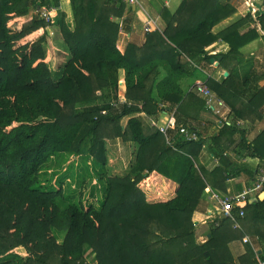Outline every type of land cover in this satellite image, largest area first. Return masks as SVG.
<instances>
[{"label": "trees", "instance_id": "obj_1", "mask_svg": "<svg viewBox=\"0 0 264 264\" xmlns=\"http://www.w3.org/2000/svg\"><path fill=\"white\" fill-rule=\"evenodd\" d=\"M230 1L182 0L176 12L162 11V26L147 33L142 46L130 43L121 52L120 28L127 30L129 23L123 17L132 12L123 0H70L72 24L62 11L52 13L49 23L43 18L42 10L59 8V0H0V264H238L231 245L246 236L253 247L245 245L239 264L255 263L257 244L264 259L260 194L244 209L239 228L217 215L208 222L209 240L199 244L196 239L194 214L205 213L206 189L220 184L217 178L227 168L224 151L218 149L226 136L240 133L246 158L264 161V131L249 142L246 130L223 122L218 134L207 137L181 117L188 98L206 110L204 101L184 91L180 82L213 60L229 75L206 83L230 106L234 121L264 115V85H259L264 64L250 77L234 74L246 61L244 51L255 42L264 44V10L214 34L215 26L237 12ZM52 26L68 49L66 63L55 69L47 55ZM218 42L228 50L207 54ZM122 71L125 103L118 96ZM172 111L177 127L196 131L198 142L169 146L151 126L150 120L160 121V115ZM112 138L136 147L123 176L109 174L106 141ZM207 140L222 160L212 175L197 164ZM82 153L84 183L90 179L91 189H101L100 197L93 190L84 200L82 186L77 198L65 192L63 183L76 178L74 165L59 169L58 188L40 184L49 164ZM153 172L176 183L173 198L147 200L141 185ZM89 252L95 257L91 263L85 260Z\"/></svg>", "mask_w": 264, "mask_h": 264}, {"label": "crops", "instance_id": "obj_2", "mask_svg": "<svg viewBox=\"0 0 264 264\" xmlns=\"http://www.w3.org/2000/svg\"><path fill=\"white\" fill-rule=\"evenodd\" d=\"M60 1V11L64 12L67 17V21L72 24L73 15L70 0H59ZM138 6H131L132 12H126L123 19H128L129 23H127V30L119 36L118 40V48L121 52L126 50V47L130 43L138 44L142 46L147 39V33L144 30L145 23L148 21L146 19L147 10H152L155 20L154 22L159 26H162V11L164 9H168L172 13L176 12L179 8L182 0H138ZM230 4L234 6L237 12L229 17L228 19L222 21L220 24L214 27L213 33L218 34L234 23L240 21L248 14H252L253 5L256 10H264V0H231ZM157 8L159 11H157ZM257 11V12H258ZM146 14V15H145ZM253 15V14H252ZM256 15V14H255ZM253 15V16H255ZM153 29L152 31H154ZM246 31L247 28L244 27L242 29ZM47 31L51 33L53 37L51 42L55 44L61 41L58 37L59 29L56 26L48 27ZM151 31V32H152ZM62 42V41H61ZM56 46V45H55ZM57 51L58 48L56 47ZM228 50V46L225 43L218 42L209 46L206 49L207 54L210 55H219ZM244 54L246 55V61L244 64L238 66L234 71L236 77L243 79L245 77H250L251 73L254 69H259L264 64V44L263 42H255L253 45L248 47ZM58 57L55 55L56 59ZM60 60V59H59ZM193 66L197 67V64L191 62ZM198 69L193 73L191 77L184 78L180 84L183 86H187L188 89L186 92L192 91L191 87L195 86L197 82L206 83L207 79L212 78L215 81H223L224 77L229 75L228 69L219 65V62H212V64L206 66L205 68L197 67ZM207 84V83H206ZM181 85V86H182ZM189 85H191L189 87ZM260 86L264 85V79L259 82ZM119 86L121 87L120 95H125L126 93V85H125V72H121ZM182 86V87H183ZM193 92V91H192ZM196 95V94H195ZM201 101H204L203 98L196 95ZM197 99L188 98L186 102V108L181 117L184 120L192 121L197 127L202 128L204 135L207 137L218 134L220 132V128L223 124V119L215 117L213 114L205 110V108L198 110V107H194L196 105ZM228 109L230 110V119L235 120L232 114V110L228 105ZM263 109V107H262ZM261 110V109H260ZM257 112V111H256ZM179 114V113H178ZM259 114V113H258ZM262 114V113H261ZM263 115V114H262ZM146 121V124L149 122L148 117L145 114L139 115ZM161 119L163 118V114L160 115ZM260 117H256V114H248L245 116V119H238L237 121L243 122V126L239 129L246 130V138L249 142H252L259 134L264 131V115ZM160 119V120H161ZM236 122V121H234ZM148 125V124H147ZM226 136V142H224L222 148H218L223 152L224 158L227 159V165L225 173L221 172L217 179H220V184H216V182L206 189L205 193V203L208 204V207L204 212L199 211L194 214V222L197 227V237L201 241V244L206 243L209 238V226L208 222L213 217L218 215V207L217 202L213 199L215 196H219L220 198L225 197H233L242 191H244L247 187H250L254 181L257 179V172L260 168L264 167V161L258 159H247L246 152L243 149L244 145L240 143L241 134L237 133L235 135ZM209 139V138H208ZM229 139L234 141V144H229ZM210 142L207 140L206 144L200 151L197 164L202 167L208 174H213V172L222 167V160L220 155H215L214 151L210 147ZM106 148L108 153V170L109 174L122 176L125 175L134 160V154L136 151L135 145L131 141H126L121 138H112L106 141ZM215 150H217L215 148ZM226 154V156H224ZM85 154H81V156H76L78 161H81V157ZM223 169V168H222ZM211 174V175H212ZM96 185L98 184L96 180L93 181ZM92 183V184H94ZM144 187L142 188L145 193L147 200L149 202H159V201H167L175 196L177 191L176 183L167 180L165 177L160 175L157 172H153L149 175L148 179L142 183ZM154 189L157 190V193L154 192ZM261 194V193H260ZM255 196H251L250 201H253ZM211 203V204H210ZM211 216V218H209ZM249 237V236H246ZM253 243V242H252ZM257 244V242H255ZM247 245L242 241L234 242L232 246V252L236 262L239 264L238 258L242 257L246 253V249L244 246ZM258 254L260 253V249L257 244Z\"/></svg>", "mask_w": 264, "mask_h": 264}, {"label": "built area", "instance_id": "obj_3", "mask_svg": "<svg viewBox=\"0 0 264 264\" xmlns=\"http://www.w3.org/2000/svg\"><path fill=\"white\" fill-rule=\"evenodd\" d=\"M118 1V0H115ZM130 6H138V0H123ZM60 11V8L50 7L44 8L42 10V16L46 22H51L52 13ZM156 28V23L154 21H147L145 23L144 30L146 33L151 32ZM124 31L122 27L120 28V33L122 34ZM196 95L203 98L206 110L213 114L215 117L223 119L224 123H227L228 126H235L237 128H241L243 126V122L236 121L230 119V110L228 109L227 103L217 96V94L210 89V87L203 82H197L192 90ZM120 103L126 102V96L120 95L119 97ZM117 104H113L116 106ZM161 108H165V105H160ZM176 111H172L169 113H163V118L160 121L150 120L151 126L156 128L166 139V142L169 146H175L178 142H198L200 140V136L194 130H190L184 126L177 127L175 123ZM176 135V136H175ZM175 136V137H174ZM226 156V154L224 155ZM143 188L144 185L142 184ZM264 190V167L260 168L257 172V179L254 183L247 187L241 193L233 196V197H225L220 198L219 196H215L217 199V207H218V215L224 218L231 219L235 225V228H239L240 224L238 223L239 218H243L245 216V211L242 207L243 204H249L251 201V196H255L257 194L262 193ZM237 210L238 215H233V211ZM211 218V216H209ZM215 218V217H213ZM243 242L245 244H249L253 247L252 240L249 237H244ZM256 253L255 263L254 264H264V259L258 254V251L254 249Z\"/></svg>", "mask_w": 264, "mask_h": 264}, {"label": "rangeland", "instance_id": "obj_4", "mask_svg": "<svg viewBox=\"0 0 264 264\" xmlns=\"http://www.w3.org/2000/svg\"><path fill=\"white\" fill-rule=\"evenodd\" d=\"M157 11H159L158 8H157ZM170 13H172V12L170 11ZM146 14H147L146 19L148 21H155L153 19L156 16H154L152 10H147V13ZM161 18H162V16H161ZM158 27H161V26H159L157 24L156 28L158 29ZM52 35H51V33H49V45H48L47 55H48V62L50 63V66L53 69H55L58 66H61L64 63H66V61L68 59V49H67V47L65 45H63V43L61 41L59 42L60 44H58V43L55 44L54 42H51V40H53V37L56 39V37L55 36H52ZM56 47L58 48V50H60V52L57 51ZM55 55L57 57H58V55H60L59 56V59L60 60L58 58L56 59ZM190 86L191 85H189V87ZM183 89H184V91H187L188 87L187 86H183ZM191 89L193 90V86L191 87ZM120 90H121V87L119 86V93H118V96L119 97H120ZM160 105H162V104H160ZM106 110L107 109H105L103 111H106ZM127 122H128V119H124L123 122H122V125L126 126ZM88 147H89V143L88 144H85L84 150L87 151ZM77 159L78 158L76 156H71L70 158L67 159V161H63L65 163L61 162L62 160H57V162L54 161L52 164H49V167H48L49 170L47 171L48 173L46 175L44 174L42 176V179H41V183L40 184H42V186H44V188L45 187L46 188H49V189H51V188H58L60 186L59 184H61L60 181H59V178L60 177L58 178V175L60 176V174H61V170L66 171L68 169V166L69 165H74L75 168L78 169L77 172L75 173L76 178L73 179V177H70L69 176V178H70L69 179L67 177L68 178L67 179V183L66 184L63 183V186H66V191L65 192L66 193L73 192V195L77 198L78 196H76V195L79 194L80 186H82V188H85L84 200H85V198L89 197V195L93 192V190L96 191V193L98 194V196L101 195V189L99 187L97 188V190L96 189H91L92 188V185H91V188H90V184H89L90 179L87 181V184L84 183V180L86 179V174L84 173L83 169L80 168V162ZM61 165H62V167H61ZM60 168H62V169L59 170ZM70 169L72 170V168H70ZM69 173H70V171H69ZM84 175H85V179L83 178ZM91 182H92V180H91ZM94 185H96V184L94 183ZM75 188H77V189H75ZM154 192L157 193V190L154 189ZM213 199L217 202V199L216 198H213ZM62 206H63V204H62ZM197 227L198 226H196V228ZM196 239H197V243L201 244V241L197 237V234H196ZM244 248H245V246H244ZM231 249H232V246H231ZM18 252L22 256H25V250L24 249H18ZM93 258H95L94 257V254L92 252H89L86 255V257H85V260H86V262L91 263V261L93 260ZM93 264H96V261L93 262Z\"/></svg>", "mask_w": 264, "mask_h": 264}, {"label": "water", "instance_id": "obj_5", "mask_svg": "<svg viewBox=\"0 0 264 264\" xmlns=\"http://www.w3.org/2000/svg\"><path fill=\"white\" fill-rule=\"evenodd\" d=\"M253 9H254V11H252V14L255 15V14L257 13L258 10L255 9L254 5H253ZM212 62H214V60H213ZM260 199H261V200H264V192H262V193L260 194ZM247 205H248V204H243L242 207H243V208H246Z\"/></svg>", "mask_w": 264, "mask_h": 264}]
</instances>
